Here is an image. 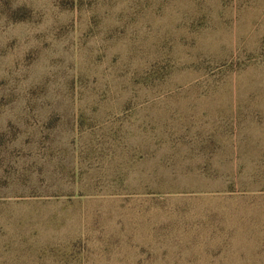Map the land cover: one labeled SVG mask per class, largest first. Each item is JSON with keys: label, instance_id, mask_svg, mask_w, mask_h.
I'll return each instance as SVG.
<instances>
[{"label": "rangeland", "instance_id": "rangeland-1", "mask_svg": "<svg viewBox=\"0 0 264 264\" xmlns=\"http://www.w3.org/2000/svg\"><path fill=\"white\" fill-rule=\"evenodd\" d=\"M0 264H264V0H0Z\"/></svg>", "mask_w": 264, "mask_h": 264}]
</instances>
